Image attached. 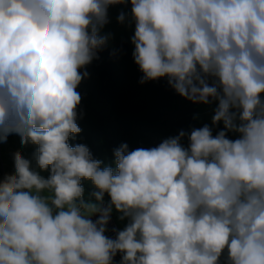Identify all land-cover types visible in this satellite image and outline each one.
<instances>
[{
    "label": "clouds",
    "instance_id": "9594fccd",
    "mask_svg": "<svg viewBox=\"0 0 264 264\" xmlns=\"http://www.w3.org/2000/svg\"><path fill=\"white\" fill-rule=\"evenodd\" d=\"M124 3L140 82L166 78L215 104L223 129L124 143L105 164L69 141L81 132V70L108 42L110 6ZM262 97L264 0H0V143L36 145L50 173L13 154L0 178V264H264ZM114 210L127 223L110 238Z\"/></svg>",
    "mask_w": 264,
    "mask_h": 264
},
{
    "label": "trees",
    "instance_id": "16d2710c",
    "mask_svg": "<svg viewBox=\"0 0 264 264\" xmlns=\"http://www.w3.org/2000/svg\"><path fill=\"white\" fill-rule=\"evenodd\" d=\"M131 10L130 3H124ZM130 44L123 40L114 47L104 46L98 58L86 66L88 76L82 79L77 91L81 95L77 124L81 132L69 143L86 145L93 157L111 164L113 152L126 143L129 150L158 146L164 139L174 137L181 130L204 125L195 121L197 105L181 97L166 78L141 83L143 73L134 62ZM223 126H213V134ZM229 138L236 135L228 133ZM187 146V138L182 141ZM37 146H23L24 155L34 168ZM48 176L49 171H44ZM85 199H94L95 190L90 181H82ZM109 197L105 195L107 202ZM118 214L113 211L111 219Z\"/></svg>",
    "mask_w": 264,
    "mask_h": 264
},
{
    "label": "rangeland",
    "instance_id": "374dc122",
    "mask_svg": "<svg viewBox=\"0 0 264 264\" xmlns=\"http://www.w3.org/2000/svg\"><path fill=\"white\" fill-rule=\"evenodd\" d=\"M121 12L125 13L128 17L124 23H120L117 20ZM130 13L131 10L123 4L110 6L108 10L109 23L101 30V35H109L108 42L105 46L114 47L119 42L126 40L130 44L132 52L134 51V45L131 43V37L134 35V23L131 22ZM196 105L197 115L194 117L195 121L202 125L208 124L212 126L211 121L215 104L204 105L196 103ZM16 151H20L24 155L23 146L20 143V137L18 135H10L6 143H0V178L14 171L13 154ZM37 170L41 171L38 168ZM41 175L45 178L48 177L44 171H41ZM114 222L118 230H122L127 223V221H120L118 216ZM115 262L119 264V261Z\"/></svg>",
    "mask_w": 264,
    "mask_h": 264
},
{
    "label": "built area",
    "instance_id": "2783aa9c",
    "mask_svg": "<svg viewBox=\"0 0 264 264\" xmlns=\"http://www.w3.org/2000/svg\"><path fill=\"white\" fill-rule=\"evenodd\" d=\"M93 219H95V217H93ZM114 229L117 228L115 227V222L111 219L108 225V231L106 235H108L110 238H115V231H113ZM120 259L121 257L119 254H117V256L114 258L115 261H120Z\"/></svg>",
    "mask_w": 264,
    "mask_h": 264
},
{
    "label": "crops",
    "instance_id": "0c3cea01",
    "mask_svg": "<svg viewBox=\"0 0 264 264\" xmlns=\"http://www.w3.org/2000/svg\"><path fill=\"white\" fill-rule=\"evenodd\" d=\"M262 98H264V97H262ZM233 134V133H232ZM234 135H236L237 136V134H234Z\"/></svg>",
    "mask_w": 264,
    "mask_h": 264
}]
</instances>
